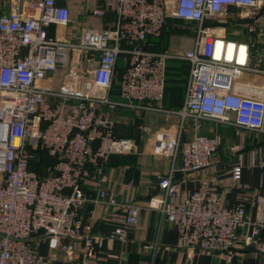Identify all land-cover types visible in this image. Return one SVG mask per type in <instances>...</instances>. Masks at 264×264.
Here are the masks:
<instances>
[{
	"label": "built area",
	"instance_id": "2783aa9c",
	"mask_svg": "<svg viewBox=\"0 0 264 264\" xmlns=\"http://www.w3.org/2000/svg\"><path fill=\"white\" fill-rule=\"evenodd\" d=\"M62 2L13 0L0 17V264H51V255L33 248L38 236L61 240L69 255L72 243L83 240L85 262L104 251L107 238L93 234L80 216L88 202L83 187L91 183L99 187V202L124 211L110 240H124L128 229L140 225V206L120 205L119 195L103 186L110 158L138 151L134 140L116 133L120 109L179 120L177 132L156 134L153 154L172 166L159 176V193L149 201L162 221L179 229L178 246L231 252L247 226L253 230L246 242L254 243L264 228L263 197L252 220L245 205L225 208L214 192L187 193L176 175L185 178L211 165L221 140L203 133L207 121L263 137L250 161L264 171V84L244 79L264 78V0H117L114 25L85 28L76 42L49 35L50 26L71 23ZM233 8L238 14L231 19ZM169 18L195 25L193 47L147 50L148 39L159 36ZM122 55L125 71L118 80ZM171 61L189 65L184 105L177 111L163 104ZM64 67L60 86L52 87L51 78ZM116 82L119 94L113 96ZM38 150L57 159L46 178L31 169ZM242 173L241 164L233 168L234 183Z\"/></svg>",
	"mask_w": 264,
	"mask_h": 264
},
{
	"label": "crops",
	"instance_id": "0c3cea01",
	"mask_svg": "<svg viewBox=\"0 0 264 264\" xmlns=\"http://www.w3.org/2000/svg\"><path fill=\"white\" fill-rule=\"evenodd\" d=\"M62 5L71 10V23L68 27L50 26L49 35L54 38L70 39L76 42L80 39L82 31L89 28L88 25L97 29L111 28L116 21L117 0H63ZM12 6L13 0H0V17L8 14ZM97 10L104 11L105 15L102 18L96 17L94 12ZM76 11L81 14V18L73 22ZM231 12V19L238 14L235 8ZM234 28V25H230L229 31L232 33ZM193 37L194 35L189 37V48L193 47ZM170 46L171 43L169 48ZM124 57L125 55L120 57L118 67H124ZM253 65H256L255 61ZM66 70V67L60 68L53 75L52 87L60 86ZM121 113L119 112V116L116 113L120 126L117 135L132 140L141 139L140 146L137 144L139 141H135L139 153L111 157L110 166L106 168L109 182L103 186L119 195L120 205L136 203L140 206V225L137 228L128 229L124 240H110L108 237L110 235L105 233L123 225L124 211L121 206L113 207L99 202V187L91 183L85 187L88 202L81 210L80 216L84 225L92 227L93 234L107 238L104 251L96 258L85 262L83 240L78 239L72 243L74 251L72 255H69L64 250L61 240L38 236L32 240L35 252L40 255H51V264H264V228L252 244L246 242V237L252 234V227L240 229L237 248L231 252H203L178 246L179 229L175 225L162 221L160 213L149 208V201L159 193V176L167 173L172 166L170 160H160L153 154L156 133L162 130L177 132L179 120L177 117L165 118L163 115L135 113L141 117L138 121L143 123L151 116H160L162 121L157 122V119L154 122L149 121L145 128L142 123L141 130L144 133L151 131V127L158 126L153 129L155 132L152 135H137L138 137L133 138L128 132L126 134L121 131L128 119L120 116ZM120 118L124 120L121 121ZM220 128H225L229 135H221L220 131L224 129ZM143 132L141 133L144 134ZM203 133L208 136H218L221 140L220 148L213 155L211 165L185 178L178 173L177 181L181 182L184 179L181 187L187 193H216L220 198V204L225 208L234 209L239 205H245L248 216L254 220L260 206V197L264 198V171L251 164L250 152L259 149L256 146L263 139L255 133L211 121L204 123ZM191 136L184 135V139ZM238 164H241L243 169L242 179L239 183H234L232 170ZM176 167L178 169L181 167L180 158L176 162ZM155 244L158 245L155 250L145 249V246Z\"/></svg>",
	"mask_w": 264,
	"mask_h": 264
},
{
	"label": "trees",
	"instance_id": "16d2710c",
	"mask_svg": "<svg viewBox=\"0 0 264 264\" xmlns=\"http://www.w3.org/2000/svg\"><path fill=\"white\" fill-rule=\"evenodd\" d=\"M170 21H181L173 18H169L167 20V23L165 25L166 28H169L168 22ZM188 23V22H187ZM195 26L193 23H189ZM171 25V24H170ZM160 34L159 36L156 37H151L148 39L146 43V49L149 51H154V52H165L169 50V44H170V38L172 35H190L188 34V31H171L169 29L165 30ZM195 32V29H194ZM125 68L123 67H118L117 66V78L120 80L122 78V75L124 74ZM167 85H166V92H165V105L164 106L166 109L169 110H180L184 102H182V94L185 92L186 94V85H187V77L189 74V65L184 62L180 61H171L168 64V70H167ZM119 89L120 86L116 82L113 86L112 89V95L117 96L119 94ZM119 112H127V113H133L131 111L127 110H118L117 113ZM115 118H116V113H115ZM118 125V124H117ZM129 126L124 127V130L127 132L129 131ZM120 126L116 127V133H118ZM128 130V131H127ZM263 144V140H261L256 148H259ZM34 158L31 162V169L34 170L41 178H46L47 176L51 175V168L56 164L57 159L49 156V154L46 151L43 150H38L34 151ZM119 156V155H117ZM41 158L40 162H37ZM110 161L106 165V168L110 166ZM126 163V161H125ZM118 164H120V161H118ZM42 171V172H41ZM84 186V191H85ZM115 229H110L108 232H106V235H111Z\"/></svg>",
	"mask_w": 264,
	"mask_h": 264
},
{
	"label": "rangeland",
	"instance_id": "374dc122",
	"mask_svg": "<svg viewBox=\"0 0 264 264\" xmlns=\"http://www.w3.org/2000/svg\"><path fill=\"white\" fill-rule=\"evenodd\" d=\"M74 18H75V20L73 19V22L74 21H79V19L81 18V14H79V12H74ZM171 24V25H170ZM167 25H169V28H166L165 27V30H167V29H169V30H171V31H188V34H190L189 36L188 35H184V34H181V35H178V34H176V35H172L171 36V38H170V43H171V46H170V51H178V50H184V49H187V48H189V46H190V38L189 37H191V35H194V29H195V26H193L192 24H189V23H187V22H184V21H170V22H168V24ZM84 26H86V25H84ZM87 27H91V25H88ZM164 29V28H163ZM162 29V32L164 31ZM233 30V29H232ZM162 32H161V34H162ZM193 42H194V40H193ZM193 46V45H192ZM191 46V47H192ZM260 46H262L261 47V49L263 48L264 49V41H262V43H261V45ZM244 79H246V80H248V81H252V82H256V83H260V84H264V78L263 77H260V76H245V78ZM185 101V92L182 94V102H184ZM163 104H164V106H166L165 105V101L163 102ZM169 110V109H168ZM117 116H119V113L117 114ZM120 116H124V117H127L128 119H127V122H126V124H125V127H127V126H129L130 125V127H129V131H128V133H129V135L131 136V137H133V138H135L137 135H152V134H154V132L155 131H153V129L154 128H157V126L158 125H156V127H151V131H149L148 130V132H143L142 130H141V128L143 127V125H142V123H143V121H138V119H140L141 117L140 116H138L137 114H133V113H127V112H122L121 114H120ZM165 118H169L168 116H166V115H163ZM137 117V118H136ZM174 116H172V118H173ZM175 118V117H174ZM117 119V118H116ZM121 119V121L122 120H124V119H122V118H120ZM156 119H157V122H159V121H162V117H157V116H151V117H149V119H146V122H144L143 124H144V128H145V126H146V124L149 122V121H151V122H154V121H156ZM220 129H224L223 131H220V133H221V135H229V132L228 131H226V129L225 128H220ZM121 131L122 132H126V131H124V128H121ZM141 132H143L144 134H142ZM158 133V132H157ZM156 133V134H157ZM213 134H215V133H213ZM256 135V134H255ZM258 136H260V135H258ZM138 137V136H137ZM156 137V136H155ZM142 138V137H141ZM260 139H263V137H261L260 136ZM134 141H139L137 144L140 146V140H135V139H133ZM142 142V141H141ZM140 148V147H139ZM142 148V147H141ZM140 148V149H141ZM144 149V148H143ZM139 153V150L136 152V153H129V154H138ZM129 154H125V155H129ZM41 161V158L37 161V162H40ZM42 172V171H41Z\"/></svg>",
	"mask_w": 264,
	"mask_h": 264
},
{
	"label": "water",
	"instance_id": "95a60500",
	"mask_svg": "<svg viewBox=\"0 0 264 264\" xmlns=\"http://www.w3.org/2000/svg\"><path fill=\"white\" fill-rule=\"evenodd\" d=\"M252 23H253V20L244 21V24H252Z\"/></svg>",
	"mask_w": 264,
	"mask_h": 264
}]
</instances>
